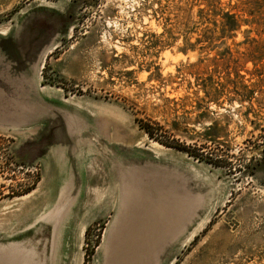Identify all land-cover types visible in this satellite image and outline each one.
Wrapping results in <instances>:
<instances>
[{
  "label": "rangeland",
  "instance_id": "rangeland-1",
  "mask_svg": "<svg viewBox=\"0 0 264 264\" xmlns=\"http://www.w3.org/2000/svg\"><path fill=\"white\" fill-rule=\"evenodd\" d=\"M0 264H264V0H0Z\"/></svg>",
  "mask_w": 264,
  "mask_h": 264
},
{
  "label": "trees",
  "instance_id": "trees-1",
  "mask_svg": "<svg viewBox=\"0 0 264 264\" xmlns=\"http://www.w3.org/2000/svg\"><path fill=\"white\" fill-rule=\"evenodd\" d=\"M148 127V126H147ZM146 132H147V134L151 137V138H155V136H154V134H153V132L152 131H150V129L149 128H146ZM157 139V138H156ZM177 148H179V146H176Z\"/></svg>",
  "mask_w": 264,
  "mask_h": 264
},
{
  "label": "bare ground",
  "instance_id": "bare-ground-1",
  "mask_svg": "<svg viewBox=\"0 0 264 264\" xmlns=\"http://www.w3.org/2000/svg\"><path fill=\"white\" fill-rule=\"evenodd\" d=\"M63 207V206H62ZM49 219H56V217L55 216H50V214H49V217H48ZM52 221V220H51ZM55 224V223H54ZM56 226V224L53 226V227H55ZM52 233V232H51ZM51 252V251H50Z\"/></svg>",
  "mask_w": 264,
  "mask_h": 264
},
{
  "label": "crops",
  "instance_id": "crops-1",
  "mask_svg": "<svg viewBox=\"0 0 264 264\" xmlns=\"http://www.w3.org/2000/svg\"><path fill=\"white\" fill-rule=\"evenodd\" d=\"M50 216H55V210L50 213ZM56 217V216H55ZM57 219V218H56Z\"/></svg>",
  "mask_w": 264,
  "mask_h": 264
}]
</instances>
